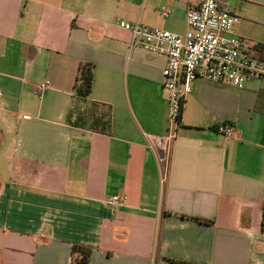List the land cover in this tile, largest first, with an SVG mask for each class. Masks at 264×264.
<instances>
[{"label":"crops","instance_id":"1","mask_svg":"<svg viewBox=\"0 0 264 264\" xmlns=\"http://www.w3.org/2000/svg\"><path fill=\"white\" fill-rule=\"evenodd\" d=\"M264 61V0H219ZM187 0H0V264H264V79H197L171 143L164 56L117 25L183 35ZM90 95L75 96L80 63ZM47 89L38 92V85ZM110 111V132L90 128ZM228 122L237 138L216 126ZM126 196L119 207L105 201Z\"/></svg>","mask_w":264,"mask_h":264},{"label":"built area","instance_id":"2","mask_svg":"<svg viewBox=\"0 0 264 264\" xmlns=\"http://www.w3.org/2000/svg\"><path fill=\"white\" fill-rule=\"evenodd\" d=\"M185 20L187 30L183 35L149 28L139 22H117L120 29L130 34V46L141 44L166 60L161 76L162 87L168 94L167 132L153 137L149 144L163 154L164 167L193 81L201 79L242 89L249 80L264 79V61L250 55L248 41L231 34L235 17L219 0H187ZM37 89L42 93L47 86L41 83ZM215 130L224 140L237 138L235 127L228 122L220 123ZM126 200V196L116 195L105 204L119 207Z\"/></svg>","mask_w":264,"mask_h":264},{"label":"trees","instance_id":"3","mask_svg":"<svg viewBox=\"0 0 264 264\" xmlns=\"http://www.w3.org/2000/svg\"><path fill=\"white\" fill-rule=\"evenodd\" d=\"M92 68L90 63H80L77 68V72L74 80V92L75 96L85 99L90 95L92 85ZM97 104H91L89 109L90 116V128L97 129L100 133L109 134L110 132V111L107 108L106 112L96 114L95 109L98 108ZM261 230L264 231V202L262 206V219ZM91 248L81 245H72L70 250L69 264H89L91 256ZM175 264H193L182 261L169 260Z\"/></svg>","mask_w":264,"mask_h":264}]
</instances>
